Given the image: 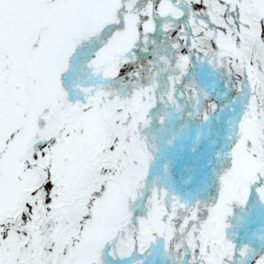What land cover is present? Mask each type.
Segmentation results:
<instances>
[{
  "label": "snow or ice",
  "instance_id": "snow-or-ice-1",
  "mask_svg": "<svg viewBox=\"0 0 264 264\" xmlns=\"http://www.w3.org/2000/svg\"><path fill=\"white\" fill-rule=\"evenodd\" d=\"M0 264H264V0H0Z\"/></svg>",
  "mask_w": 264,
  "mask_h": 264
}]
</instances>
